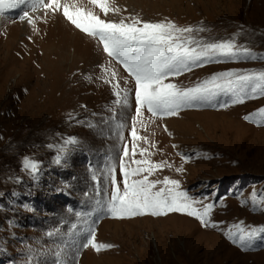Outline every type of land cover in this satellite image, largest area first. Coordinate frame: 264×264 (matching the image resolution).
Listing matches in <instances>:
<instances>
[{
    "label": "rangeland",
    "instance_id": "obj_1",
    "mask_svg": "<svg viewBox=\"0 0 264 264\" xmlns=\"http://www.w3.org/2000/svg\"><path fill=\"white\" fill-rule=\"evenodd\" d=\"M60 2L112 22L202 27L181 40H233L257 57L205 60L166 78L179 88L232 70L264 71V0H107V15L90 0ZM26 11L31 24L20 19ZM116 84L121 95L129 90L127 105L116 103ZM134 93L135 81L123 65L62 10H33L25 0L0 16V264H264V233L246 247L235 227L264 226V125L244 119L264 107V96L232 104L233 93L220 92L175 116L156 118L143 110V122L135 124L137 134L147 137L136 141L135 159L166 162L149 180L176 179L180 190L200 201L195 207L215 205L211 218L218 226L206 228L184 213L116 219L106 212L109 168L116 166L122 187L125 144L126 162L131 158ZM70 137L78 142L66 145ZM25 156L40 162L35 179L22 169ZM92 228L97 242L113 247L83 248ZM229 231L236 233L234 241Z\"/></svg>",
    "mask_w": 264,
    "mask_h": 264
},
{
    "label": "snow or ice",
    "instance_id": "obj_2",
    "mask_svg": "<svg viewBox=\"0 0 264 264\" xmlns=\"http://www.w3.org/2000/svg\"><path fill=\"white\" fill-rule=\"evenodd\" d=\"M90 2L98 6L106 15L109 13L107 0H90ZM24 3L25 0H0V16L7 9L16 8ZM31 5L33 10H36L37 6L51 12L62 10L64 17L77 29L92 37H98L103 45V51L110 58L122 64L135 81L136 116L132 118L131 158L126 162V158L130 157V152L128 145L125 144L122 156L119 158L122 187L117 180L116 166L109 168L112 192L105 208L106 212L116 219L143 215L163 216L169 212L184 213L198 219L206 228H216L217 222H213L211 218L215 208L213 203H206L202 208H197L195 205L200 201L191 197L187 191L180 190L178 180L168 177H165L163 181L149 180V176L156 170L162 169L166 162L153 163L148 159H135L136 141L147 140V137L137 134L135 124L138 122V118L139 122H143V110H147L152 117L156 118L175 116L184 107L211 102L220 92L233 93L232 104H243L246 97L255 99L257 94L264 96V71L240 74L232 70L214 74L209 80L190 88H179L175 84L165 83L169 76L191 71L193 66H203L205 60L210 61L218 57L228 59H237L241 56L252 59L257 57L247 48H238L233 40L204 44L194 41L191 37L181 40L183 33L194 30L204 31L202 27L198 29L179 28L170 21L153 23L139 19H133L130 23L124 20L112 22L101 19L81 8L71 11L68 5H61L60 0H31ZM20 19H27L28 23H33V19L27 11ZM192 44H196L197 47H191ZM260 58H264V54H261ZM113 87L118 89L115 92L116 103L127 105L129 90H122L123 95H121L119 85L116 84ZM228 106L226 103L220 105V107ZM244 119L257 126L264 125V107L255 113L244 116ZM77 142V138L70 137L65 141V144L74 145ZM48 147H53V145H48ZM147 152L148 149H142L140 155L143 156ZM190 158L185 156L186 160ZM57 162H60L59 156ZM130 164L136 166L130 167ZM22 169L27 170L35 179L40 170V162L25 156L22 160ZM144 173L148 175H144ZM158 184H162L163 187L156 190ZM252 198L253 200L257 199L255 195ZM259 203L264 205V196L259 198ZM235 227L240 234L238 238L246 247H251L252 240L258 233H264V226L253 227L250 231H246L240 225ZM226 235L233 241L237 238L236 233L232 231L227 232ZM82 247H91L100 252L113 247V245L97 242L96 231L92 228ZM67 264H71V261H68Z\"/></svg>",
    "mask_w": 264,
    "mask_h": 264
},
{
    "label": "bare ground",
    "instance_id": "obj_3",
    "mask_svg": "<svg viewBox=\"0 0 264 264\" xmlns=\"http://www.w3.org/2000/svg\"><path fill=\"white\" fill-rule=\"evenodd\" d=\"M64 28H65V27H64ZM67 30H68V29H67ZM74 34H75V35H77V33H76V32H74ZM82 40H83V39H82ZM94 49H96V48H94Z\"/></svg>",
    "mask_w": 264,
    "mask_h": 264
}]
</instances>
